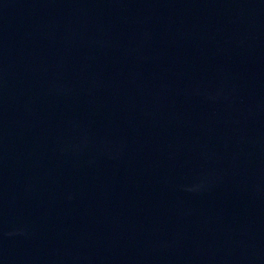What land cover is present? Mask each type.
I'll return each mask as SVG.
<instances>
[{
	"label": "water",
	"instance_id": "1",
	"mask_svg": "<svg viewBox=\"0 0 264 264\" xmlns=\"http://www.w3.org/2000/svg\"><path fill=\"white\" fill-rule=\"evenodd\" d=\"M0 264H264V0H0Z\"/></svg>",
	"mask_w": 264,
	"mask_h": 264
}]
</instances>
